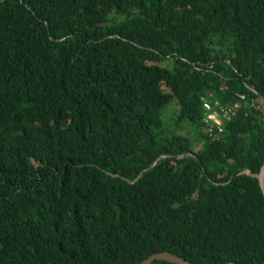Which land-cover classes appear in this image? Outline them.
<instances>
[{
    "label": "trees",
    "instance_id": "trees-1",
    "mask_svg": "<svg viewBox=\"0 0 264 264\" xmlns=\"http://www.w3.org/2000/svg\"><path fill=\"white\" fill-rule=\"evenodd\" d=\"M262 97L264 0H0V264H264Z\"/></svg>",
    "mask_w": 264,
    "mask_h": 264
},
{
    "label": "built area",
    "instance_id": "built-area-1",
    "mask_svg": "<svg viewBox=\"0 0 264 264\" xmlns=\"http://www.w3.org/2000/svg\"><path fill=\"white\" fill-rule=\"evenodd\" d=\"M209 96L202 97L203 110L205 113L203 122L204 125L208 127L206 130L208 132H212V128L215 125L219 128H222V126L224 125L223 119H221L220 115L221 112H224L226 114L225 118L229 120L231 116L236 115V112L240 108L241 104L235 103L231 108H223L220 102L211 99ZM215 107H218V109H216Z\"/></svg>",
    "mask_w": 264,
    "mask_h": 264
},
{
    "label": "water",
    "instance_id": "water-1",
    "mask_svg": "<svg viewBox=\"0 0 264 264\" xmlns=\"http://www.w3.org/2000/svg\"><path fill=\"white\" fill-rule=\"evenodd\" d=\"M260 109L264 117V97H262ZM257 178L259 179V184L264 195V166ZM156 260L166 261L173 264H194L170 252H160L152 254L150 257L145 259L142 264H153V262H155Z\"/></svg>",
    "mask_w": 264,
    "mask_h": 264
},
{
    "label": "rangeland",
    "instance_id": "rangeland-1",
    "mask_svg": "<svg viewBox=\"0 0 264 264\" xmlns=\"http://www.w3.org/2000/svg\"><path fill=\"white\" fill-rule=\"evenodd\" d=\"M171 113H169V115L166 117L167 121L171 120ZM173 131L175 133L180 132L182 134H186L188 136L191 137V139L195 142L198 141V133H196L195 129H193V127L189 126V125H185L183 124L180 128H174Z\"/></svg>",
    "mask_w": 264,
    "mask_h": 264
},
{
    "label": "bare ground",
    "instance_id": "bare-ground-1",
    "mask_svg": "<svg viewBox=\"0 0 264 264\" xmlns=\"http://www.w3.org/2000/svg\"><path fill=\"white\" fill-rule=\"evenodd\" d=\"M238 102V101H237ZM243 112V111H242Z\"/></svg>",
    "mask_w": 264,
    "mask_h": 264
}]
</instances>
